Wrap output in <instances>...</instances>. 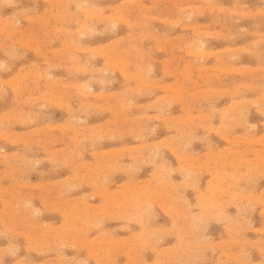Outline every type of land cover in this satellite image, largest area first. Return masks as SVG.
Segmentation results:
<instances>
[{"label":"rangeland","instance_id":"obj_1","mask_svg":"<svg viewBox=\"0 0 264 264\" xmlns=\"http://www.w3.org/2000/svg\"><path fill=\"white\" fill-rule=\"evenodd\" d=\"M133 1L0 0V264H264V0Z\"/></svg>","mask_w":264,"mask_h":264},{"label":"bare ground","instance_id":"obj_2","mask_svg":"<svg viewBox=\"0 0 264 264\" xmlns=\"http://www.w3.org/2000/svg\"><path fill=\"white\" fill-rule=\"evenodd\" d=\"M2 1V0H1ZM4 1V0H3ZM133 1V0H132ZM7 2V1H6ZM9 2V1H8ZM59 2V1H58ZM134 2V1H133ZM210 2V1H209ZM62 3V2H61ZM7 4V3H6ZM13 4V3H12ZM11 4V5H12ZM174 4V3H173ZM176 5V4H175ZM155 6V5H154ZM172 6V5H171ZM186 7V6H185ZM189 7H191V6H189ZM128 8V7H127ZM130 8V7H129ZM183 8V7H182ZM169 9V8H168ZM185 9V8H184ZM103 10V9H102ZM260 10V9H259ZM129 11V10H128ZM230 11V10H229ZM54 14V13H53ZM186 14V13H185ZM189 14V13H188ZM235 14V13H234ZM237 14V13H236ZM84 15H86V14H84ZM53 16V15H52ZM51 16V17H52ZM60 16V15H59ZM93 16V15H92ZM239 16V15H238ZM256 16V15H255ZM29 17V16H28ZM97 17V16H96ZM100 17V16H99ZM98 17V18H99ZM122 17V16H121ZM11 18V17H10ZM64 18V17H63ZM91 18V17H90ZM152 18V17H151ZM2 19V18H1ZM121 19V18H120ZM124 19V18H123ZM157 19V18H156ZM190 19V18H189ZM47 20V19H46ZM52 20V19H51ZM66 20V19H65ZM3 21V20H2ZM83 21V20H82ZM135 21V20H134ZM190 22V21H189ZM224 22V21H223ZM116 23H117V21H116ZM165 23V22H164ZM169 23V22H168ZM167 23V24H168ZM56 24V23H55ZM113 25V24H112ZM135 25H136V23H135ZM233 25V24H232ZM4 26V25H3ZM93 26V25H92ZM176 26V25H175ZM189 26V25H188ZM111 27V26H110ZM136 27V26H135ZM192 27V26H191ZM195 26H193V28H194ZM254 27V26H253ZM260 27V26H259ZM83 28V27H82ZM193 28H191V30L193 29ZM6 29H8V27L6 28ZM59 29V28H58ZM61 29V28H60ZM108 29V28H107ZM112 29V28H111ZM4 30V29H3ZM5 31V30H4ZM13 31V30H12ZM44 31V30H43ZM62 31H64V30H62ZM200 31V30H199ZM80 32V31H79ZM161 32V31H160ZM218 32V31H217ZM68 33V32H67ZM81 33H82V31H81ZM81 33H79V34H81ZM203 33V32H202ZM220 33V32H219ZM2 34H4V33H2ZM73 34V33H72ZM215 34V33H214ZM217 34V33H216ZM143 35V34H142ZM222 35V34H221ZM228 35V34H227ZM1 36V35H0ZM25 36H28V35H25ZM78 36V35H77ZM134 36V35H133ZM199 36V35H198ZM204 36V35H203ZM207 36V35H206ZM22 37V36H21ZM220 37V36H219ZM25 38H27V37H25ZM31 38V37H30ZM132 38V37H131ZM36 39V38H35ZM58 39V38H57ZM77 39V38H76ZM218 39V38H217ZM22 41H24V40H22ZM80 42V41H79ZM30 43V42H29ZM50 43V42H49ZM62 43V42H61ZM21 44H23V43H21ZM68 44V43H67ZM192 44H194V43H192ZM20 45V44H19ZM33 45V44H32ZM71 45V44H70ZM70 45H69V47H70ZM202 45V44H201ZM79 46V45H78ZM193 46V45H192ZM36 47V46H35ZM45 47V46H44ZM187 48V47H186ZM198 48V47H197ZM202 48V47H201ZM39 49V48H38ZM158 49V48H157ZM199 49H200V47H199ZM233 49V48H232ZM67 50V49H66ZM72 50V49H71ZM107 50V49H106ZM56 51V50H55ZM62 51V50H61ZM202 51V50H201ZM228 51H230V50H228ZM204 52H205V50H204ZM203 52V53H204ZM61 53V52H60ZM186 53V52H185ZM201 53V52H200ZM199 53V54H200ZM211 53V52H210ZM192 54V53H191ZM47 55V54H46ZM55 55V54H54ZM106 55V54H105ZM202 56V55H201ZM207 56V55H206ZM231 56V55H230ZM238 56V55H237ZM74 57V56H73ZM142 57V56H141ZM233 57V56H232ZM105 58H107V56L105 57ZM201 58V57H200ZM62 59V58H61ZM190 61V60H189ZM85 62V61H84ZM107 62V61H106ZM110 62V61H109ZM108 63V62H107ZM187 63H188V61H187ZM110 64H111V62H110ZM258 64V63H257ZM201 65V64H200ZM81 66H82V64H81ZM113 66V65H112ZM149 66V65H148ZM152 67V66H151ZM239 67V66H238ZM244 67V66H243ZM202 68V67H201ZM20 69V68H19ZM75 70H76V68H75ZM79 70V69H78ZM93 70V69H92ZM96 70V69H95ZM99 70H101V69H99ZM220 70V69H219ZM85 71H87V70H85ZM237 71V70H236ZM243 71V70H242ZM241 71V72H242ZM19 72V71H18ZM96 72V71H95ZM106 72V71H105ZM235 72V71H234ZM125 73H127V72H125ZM144 73V72H143ZM146 73V72H145ZM166 73V72H165ZM44 74V73H43ZM100 74V73H99ZM149 74V73H148ZM167 74V73H166ZM244 75V74H243ZM146 76V75H145ZM165 76V75H164ZM213 76V75H212ZM17 77V76H16ZM143 77H144V74H143ZM26 78V77H25ZM136 78V77H135ZM151 78V77H150ZM28 79V78H27ZM37 79V78H36ZM99 79V78H98ZM138 79V78H137ZM136 79V80H137ZM29 80V79H28ZM209 81V80H208ZM17 82V81H16ZM24 84V83H23ZM143 84V83H142ZM147 84V83H146ZM145 84V85H146ZM153 84V83H152ZM165 85V84H164ZM198 85V84H197ZM33 86V85H32ZM87 86V85H86ZM24 87H26V86H24ZM35 87V86H34ZM160 87H162V85L160 86ZM12 88V87H11ZM147 88V87H146ZM159 88V87H158ZM163 88V87H162ZM23 89V88H22ZM90 89V88H89ZM138 89H140L139 87H138ZM164 89H166V88H164ZM175 89V88H174ZM208 89V88H207ZM237 89V88H236ZM24 90V89H23ZM36 90H38V89H36ZM54 90V89H53ZM58 90V89H57ZM84 90V89H83ZM142 90V89H141ZM213 90V89H212ZM73 91V90H72ZM135 91V90H134ZM20 92V91H19ZM140 92V91H139ZM235 93V92H234ZM71 94V93H70ZM138 94V93H137ZM92 95V94H91ZM100 95V94H99ZM102 95V94H101ZM106 95V94H105ZM218 95V94H217ZM103 96V95H102ZM127 96V95H126ZM165 96V95H164ZM195 96H196V94H195ZM220 96H221V94H220ZM219 96V97H220ZM80 97V96H79ZM99 97V96H98ZM115 97V96H114ZM122 97V96H121ZM168 97V96H167ZM166 97V98H167ZM156 98V97H155ZM164 98V97H163ZM211 98V97H210ZM5 99V98H4ZM158 99V98H157ZM157 99H156V102H157ZM165 99V98H164ZM124 100V99H123ZM155 100V99H154ZM128 102V101H127ZM239 102V101H238ZM256 102V101H255ZM264 102V101H263ZM126 103V102H125ZM154 103V102H153ZM120 104H123V103H120ZM34 105V104H33ZM124 105V104H123ZM127 105V104H126ZM172 105V104H171ZM234 106V105H233ZM124 107H126V106H124ZM150 107V106H149ZM247 107V106H246ZM129 109V108H128ZM165 109V108H164ZM250 109V108H249ZM98 110V109H97ZM121 110V109H120ZM141 110V109H140ZM153 110V109H152ZM99 111V110H98ZM27 112V111H26ZM120 112V111H119ZM234 112V111H233ZM264 112V111H263ZM21 113V112H20ZM118 113V112H117ZM159 113V112H158ZM237 113V112H236ZM103 114V113H102ZM141 116V115H140ZM145 117V116H144ZM233 117V116H232ZM16 118V117H15ZM127 118V117H126ZM131 118V117H130ZM134 118V117H133ZM138 118V117H137ZM153 118V117H152ZM157 118V117H156ZM164 118V117H163ZM169 119V118H168ZM6 120V119H5ZM129 120V119H128ZM108 121V120H107ZM114 121V120H113ZM112 121V122H113ZM126 121V120H125ZM134 121V120H133ZM137 122V121H136ZM135 122V123H136ZM239 122V121H238ZM238 122H237V124H238ZM117 123V122H116ZM103 124V123H102ZM101 124V125H102ZM109 124V123H108ZM178 124V123H177ZM74 126V125H73ZM107 126V125H106ZM140 126V125H139ZM153 128V127H152ZM212 128V127H211ZM221 128V127H220ZM8 129V128H7ZM168 129V128H167ZM175 129V128H174ZM229 129V128H228ZM68 131V130H67ZM128 131V130H127ZM176 131V130H175ZM253 131V130H252ZM122 132V131H121ZM144 132V131H143ZM180 132V131H179ZM131 133V132H130ZM47 134V133H46ZM141 134V133H140ZM48 135H49V133H48ZM120 135H122V134H120ZM132 135V134H131ZM33 136V135H32ZM31 136V137H32ZM98 136V135H97ZM264 136V135H263ZM262 136V137H263ZM176 138V137H175ZM236 138V137H235ZM124 139V138H123ZM17 140V139H16ZM90 140H91V138H90ZM165 140V139H164ZM248 140H246V142H247ZM251 141V140H250ZM49 142V141H48ZM69 142H71V141H69ZM187 143V142H186ZM238 143V142H237ZM256 143V142H255ZM261 144V143H260ZM77 145V144H76ZM91 145V144H90ZM50 146V145H49ZM161 146V145H160ZM38 147V146H37ZM74 149V148H73ZM86 149V148H85ZM242 149V148H241ZM254 149V148H253ZM61 150V149H60ZM123 150V149H122ZM255 150V149H254ZM83 151V150H82ZM150 151H152V150H150ZM240 151V150H239ZM220 152V151H219ZM241 152V151H240ZM254 152V151H253ZM174 153V152H173ZM56 154V153H55ZM75 154V153H74ZM231 154H232V152H231ZM238 154V153H237ZM61 155V154H60ZM92 155V154H91ZM207 155V154H206ZM52 156V158H53V155H51ZM82 156V155H81ZM113 156V155H112ZM152 157V156H151ZM178 157V156H177ZM206 157V156H205ZM177 159V158H176ZM181 159V158H180ZM49 160V159H48ZM178 160V159H177ZM106 161V160H105ZM143 161V160H142ZM220 162V161H219ZM65 163H66V161H65ZM101 163V162H100ZM103 164V163H102ZM139 164V163H138ZM240 164V163H239ZM264 164V163H263ZM153 165V164H152ZM124 166V165H123ZM231 166V165H230ZM237 167V166H236ZM240 167V166H239ZM191 168V167H190ZM87 169H89V168H87ZM93 169V168H92ZM136 169V168H135ZM70 170V169H69ZM85 170V169H84ZM122 170V169H121ZM131 170V169H130ZM118 171V170H117ZM252 171V170H251ZM49 172V171H48ZM122 172V171H121ZM200 172V171H199ZM248 172V171H247ZM126 173H128V172H126ZM189 173V172H188ZM187 174V173H186ZM26 175V174H25ZM95 175V174H94ZM218 177V176H217ZM239 177V176H238ZM244 177V176H243ZM1 178V177H0ZM88 178V177H87ZM108 178V177H107ZM221 178V177H220ZM234 178V177H233ZM101 179V178H100ZM152 179V178H151ZM104 180V179H103ZM237 181H238V179H237ZM236 181V182H237ZM89 182V181H88ZM92 183V182H91ZM140 183V182H139ZM76 184V183H75ZM185 184V183H184ZM208 184H210V183H208ZM167 185V184H166ZM190 185V184H189ZM252 186V185H251ZM186 187V186H185ZM192 187V186H191ZM149 188V187H148ZM147 188V189H148ZM174 188H175V186H174ZM211 188V187H210ZM215 192V191H214ZM57 193V192H56ZM86 195V194H85ZM253 195V194H252ZM83 196V195H82ZM202 196V195H201ZM219 196V195H218ZM78 200V199H77ZM183 200V199H182ZM238 200V199H237ZM181 201V200H180ZM239 201V200H238ZM122 203V202H121ZM130 204V203H129ZM164 204V203H163ZM252 204V203H251ZM70 206H72V205H70ZM76 206V205H75ZM128 206V205H127ZM159 208V207H158ZM243 208V207H242ZM52 210V209H51ZM34 211V210H33ZM54 211V210H53ZM136 211V210H135ZM36 213V212H35ZM115 213V212H114ZM66 216V215H65ZM96 216H97V214H96ZM35 219V218H34ZM184 224V223H183ZM95 225H97V224H95ZM136 225V224H135ZM32 228V227H31ZM19 229V228H18ZM40 229V228H39ZM74 231V230H73ZM259 231V230H258ZM262 231V230H261ZM208 232V231H207ZM192 233V232H191ZM2 234V233H1ZM139 236V235H138ZM73 238V237H72ZM138 238V237H137ZM73 240V239H72ZM118 243V242H117ZM141 245V244H140ZM27 246V245H26ZM143 246H144V244H143ZM14 247V246H13ZM136 250V249H135ZM26 251V250H25ZM89 251V250H88ZM37 252V251H36ZM209 253V252H208ZM123 254V253H122ZM14 255V254H13ZM238 255V254H237ZM29 256V255H28ZM87 256V255H86ZM111 257V256H110ZM116 257V256H115ZM61 259V258H60ZM16 260V259H15ZM134 260V259H133ZM77 261V260H76ZM207 262V261H206ZM15 263V262H14ZM68 263V262H67ZM72 264V263H71ZM123 264V263H122Z\"/></svg>","mask_w":264,"mask_h":264}]
</instances>
